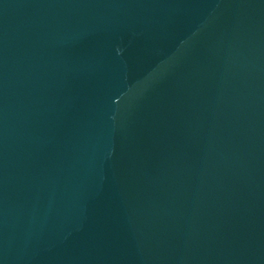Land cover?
Wrapping results in <instances>:
<instances>
[{
    "label": "water",
    "instance_id": "water-1",
    "mask_svg": "<svg viewBox=\"0 0 264 264\" xmlns=\"http://www.w3.org/2000/svg\"><path fill=\"white\" fill-rule=\"evenodd\" d=\"M0 264H264V0H0Z\"/></svg>",
    "mask_w": 264,
    "mask_h": 264
}]
</instances>
